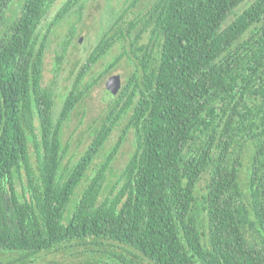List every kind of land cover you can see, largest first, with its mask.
<instances>
[{
	"label": "trees",
	"instance_id": "1",
	"mask_svg": "<svg viewBox=\"0 0 264 264\" xmlns=\"http://www.w3.org/2000/svg\"><path fill=\"white\" fill-rule=\"evenodd\" d=\"M14 1L0 0V264H62L52 258L61 254L84 264H264V0L109 4L58 111L55 82L43 83L48 33L73 8L79 17L83 0H66L45 33L56 0ZM74 35L71 26L54 72ZM120 65L106 120L80 157H67L64 125ZM123 117L106 161L86 176ZM128 135L129 157L110 181Z\"/></svg>",
	"mask_w": 264,
	"mask_h": 264
},
{
	"label": "rangeland",
	"instance_id": "2",
	"mask_svg": "<svg viewBox=\"0 0 264 264\" xmlns=\"http://www.w3.org/2000/svg\"><path fill=\"white\" fill-rule=\"evenodd\" d=\"M66 0H56L46 17L40 23L38 28L39 33H45L47 30V24L50 23L56 14L57 10ZM147 1V0H143ZM20 2L15 0L14 4ZM124 0H83V8L78 17L75 8H73L68 17L53 26L48 33V44L44 56V70H43V83H54V89L57 94L55 104L56 111L59 110L63 96L70 87L71 82L76 77L81 66L85 63L86 58L91 52L93 46L99 38V34L102 28L106 27V19L108 13L106 9L108 5L119 9L122 7ZM13 6L6 10V17L11 15ZM71 26L75 27V35L72 40V44L67 48L65 58L57 72H54V62L56 51L59 50L61 41L71 29ZM77 43L76 46L74 44ZM106 64V57L100 60L96 65L92 66L88 74L85 76L84 81H88L91 77H97L102 71L103 65ZM123 65L115 68L109 75L106 74L99 78L96 85L92 87L88 95L83 101L75 108L69 121L64 125L62 132L63 144L65 145L68 156L72 155L76 160L83 153L85 149L90 145L97 130L100 129L104 121L106 120L107 100L104 98L105 84L110 77H115L116 81H119L120 85L123 83L124 76ZM119 91V89H118ZM118 91L115 92V96ZM127 120V117L121 118L117 127L110 133L107 141L104 143L98 155L93 160L90 169L86 176L92 174L100 164L106 161L107 152L117 142L119 135L122 133V129ZM131 151V136H126L122 142L119 151L115 158L110 163V170L108 178L110 181H115L117 175L124 167ZM67 162V158L64 160ZM84 183L78 188L75 199L80 195L81 189ZM55 258L61 261L62 264H84L81 262V255L66 256L57 255ZM48 258L40 260L35 264L46 263Z\"/></svg>",
	"mask_w": 264,
	"mask_h": 264
},
{
	"label": "water",
	"instance_id": "3",
	"mask_svg": "<svg viewBox=\"0 0 264 264\" xmlns=\"http://www.w3.org/2000/svg\"><path fill=\"white\" fill-rule=\"evenodd\" d=\"M119 81H116L115 77L108 78L106 84H105V93L104 98L111 97L115 94L116 91L119 89Z\"/></svg>",
	"mask_w": 264,
	"mask_h": 264
}]
</instances>
